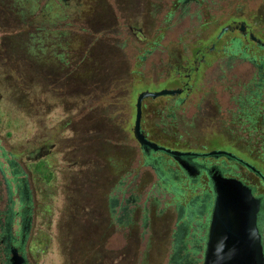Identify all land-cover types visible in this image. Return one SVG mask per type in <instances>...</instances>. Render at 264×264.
Listing matches in <instances>:
<instances>
[{"label":"rangeland","instance_id":"374dc122","mask_svg":"<svg viewBox=\"0 0 264 264\" xmlns=\"http://www.w3.org/2000/svg\"><path fill=\"white\" fill-rule=\"evenodd\" d=\"M36 1L0 0V46H2V51L6 57H9L14 65L18 63L19 57H24L32 65H37L40 69L42 68V74L60 75L62 74L63 66L61 67L60 64L56 63L57 57L54 56L51 48L58 42L55 39L56 31H62L64 27H60L58 24L54 28L40 29L42 28L41 22L36 20L39 10L34 11ZM172 1L169 0V6ZM42 4L43 1H40L37 3V6L41 7ZM59 7H52V3H49L44 8L45 12L48 13L46 17L50 15L51 20L57 18L60 21L61 17L67 16L70 21H74L77 30L83 32L84 29L92 34H97L102 30L109 31L113 29L116 25L115 18L116 20L119 19L116 27L122 29L125 25L126 27L138 29L142 33H147L151 28L156 29L162 26L160 22L163 16L166 15V12L171 11V9L167 11L164 8L160 12L156 10L153 12L150 0H69L67 5ZM261 8H264V0H232L227 5L225 12L238 10L236 14L242 18L239 21L246 22L251 13L253 14ZM207 13L214 17L221 13V8L215 7ZM152 15L156 16V20L152 18ZM28 16L32 17V24L36 25L33 28H39V30L30 29L28 26V29L19 32L21 28L20 21ZM58 16L60 17L58 18ZM177 17L178 12L175 13L174 11L169 23L173 25ZM184 27L185 24L181 23L174 25L171 29L178 32ZM17 30L19 33H17ZM79 31L74 30L68 33L69 35L65 32L59 34L62 39H66L63 46V55L69 60L72 59L71 56L76 57L82 52V49H85L89 45L86 34ZM214 31L213 25L210 32ZM67 32H69V29ZM173 34L166 36L163 40L164 45H166V58L158 66H150L151 59L146 58L139 69L142 78L137 79L133 77L130 81L129 79L127 80L125 88L127 95L122 102L124 105L128 103L129 106H134L136 96L140 92L169 90V87L173 85L170 78L173 76L175 70L172 68L170 60L167 61V55H170L172 50L177 55L176 52L180 53L181 50L180 46L174 47L172 44H167L170 41L174 43L172 42L174 40ZM235 36L242 43L244 42V38L238 36L235 32L224 33L221 39L228 40ZM188 39H191V36H188ZM109 50L108 57L109 60H112L115 72L124 71L126 67V64H124L126 62L123 55L124 50L123 53L116 51L115 54H113L111 49ZM90 53L91 49L86 48L85 53L81 54L80 60L86 59L85 57ZM79 56H77L78 59ZM6 57H3L0 53V164L1 168L5 170L6 160H12L16 163L19 172L16 177V184L20 188L21 186L25 187L26 192L30 193V195L26 194L23 197L21 188L17 194L15 193L14 198L16 201L21 200L25 207L31 206L32 208L30 233L24 237L26 250L29 256H31L29 258L31 263L83 264L80 262L82 259L85 262H92V264H129V258L120 257L114 253V248H116L120 240L118 233H111L110 239L106 241L105 246H101V248L97 247L96 251H91L89 249L91 248V244L88 240H83L82 234L79 235L84 218L91 214V209L84 203L86 188L83 186L82 177L84 173H87L91 179V172L93 170L86 164L84 165L86 168L83 165L80 167L74 163L73 165H69V130L60 131L58 128L63 123H67V129H69V98L64 96L66 98L50 99L40 90L34 95L36 99H26L23 92L17 89L14 83L15 80L11 76L8 78L9 72L5 73L2 71V68L8 64ZM93 61L96 63L99 61V58L95 56ZM174 61L178 62L177 59ZM87 64H90V62H87ZM159 69L161 70L160 72H158ZM252 73L253 70L247 63L237 59H231L227 62L216 61L210 64L206 68L205 75L201 81L199 93L194 94L195 98L192 104L184 106L181 111L186 119H190L193 114L211 109L215 111L223 125L215 126L214 124H208L198 127L195 124H188L189 121L185 119L186 125L182 123L184 120L179 122L180 126L178 127L180 130L176 128L177 132L183 138H187L185 136H188L190 139L192 138L195 145L204 143L205 148H210L214 135L226 132L231 127L228 121L232 115L231 108L236 99L233 96L237 94V91H231L232 88L230 90L226 88L224 81L232 78L237 82L239 80L240 82H247L250 80ZM76 75L82 80L91 78L90 73L85 74L82 71ZM163 75L166 76V80L159 81L158 79L164 78ZM222 83L224 84L222 85ZM165 100H167L165 97H158L151 102L152 115L150 114L149 116L147 110L144 112L141 118V129L144 133L150 134L146 119L152 118V121L156 123L158 117L155 114L161 109ZM166 103H169L168 100ZM99 107L93 111H97ZM130 109L131 111L127 112L128 120L126 119L127 115L121 118V121L126 120L127 130L129 129L126 135L128 141L119 150L111 151L109 148L107 149L110 152L107 158H112L114 161H105L104 148L91 145L90 143L93 141L88 138L89 134L86 135V133L82 132L86 131L87 127L86 124L80 123L86 117L84 109L75 113L70 125L72 131L75 128L76 135L80 134V155L83 156V159L89 154L97 157V160L88 157L87 160L85 159L86 163L94 164V167L96 165L100 166V168L97 166L95 169L99 168V171L102 172L105 186L107 183L111 184L110 189L105 188L110 193L115 191L116 183L120 179L119 175L115 172L121 166V163L124 162L125 157L121 153L122 149H133V161L140 160L137 143L133 139L131 132L135 111H132L131 107ZM166 120L169 122L168 119ZM172 122L175 124L174 120ZM259 124L264 125L263 123ZM174 127L176 126L174 125ZM230 137L235 138L232 135ZM243 145L246 146L244 141ZM2 154L5 155L6 160L2 157ZM11 155H14L15 158L13 159ZM38 161L42 162L43 169L48 172L47 179H43L40 174L34 172L33 164ZM167 175L165 177H168ZM3 176L8 181L10 192L12 193L15 185L12 182L13 180H11L12 175L4 171ZM95 189L98 190L99 188ZM65 193L67 194L65 197H69V200L61 207V199L64 198ZM40 203L44 204V207H41L42 209L40 208V211H37L36 207ZM11 208L13 211H18L16 204L12 205ZM60 211L62 212L63 226L61 224L59 229H57V236L53 238V241H49V235L46 236L48 240L40 239V243H38L37 239L34 240L36 224L41 223L43 229L53 227ZM66 217L69 219V223L64 221ZM20 218H23L22 214L18 216V219ZM13 229L15 228L13 227ZM31 237L33 240L30 241ZM43 246H46L45 250ZM122 254L125 256L127 253ZM69 255L72 258H70L72 263H69ZM102 259L103 261H101ZM156 264L158 263L156 262Z\"/></svg>","mask_w":264,"mask_h":264},{"label":"trees","instance_id":"16d2710c","mask_svg":"<svg viewBox=\"0 0 264 264\" xmlns=\"http://www.w3.org/2000/svg\"><path fill=\"white\" fill-rule=\"evenodd\" d=\"M40 1H43V4L41 7H38L37 3ZM231 1L232 0H173L170 3L171 12H166V15L163 16L160 22V25L164 27L160 26L156 29L151 28L147 33H142L138 29L126 27L125 25L122 29L116 27L119 23V19L116 20L115 18L116 25L113 29L109 31L102 30L97 34H92L84 29L83 32L77 30L74 21H70L67 16L61 17L60 21H58L57 18L51 20L52 18H50V15L46 17L48 13L45 12L44 8L49 3H52V7L60 8L59 6L67 5L69 0H37L34 11L39 10V13L36 15V20L41 22L42 28L40 29L54 28L58 24L60 27H64V30L56 31L55 39L58 40V42L51 48L54 52V56L57 57L56 63L60 64L61 67L63 66L62 74H42V68L40 69L37 65H32V63L24 57H19L18 63L14 65L11 59L6 57L2 51V46H0V53L3 57H6L8 62V64H5L6 66L2 68V71L5 73L9 72L8 78L11 76L15 80V82L14 80L12 81L17 86V89L23 92L26 99H36L34 95L40 90L50 99L69 98V129H67V123H63L58 127L60 131L69 130V165H73L74 163L77 166L81 167V165H83L84 167L86 164L95 171L94 164H87L85 158L83 159V156L80 155V134L76 135L75 128L72 131L70 126L73 116H75V113L80 112L79 110H85L87 118L85 117L82 121L80 120V123L86 124L87 127L86 131L82 132L86 133V135L89 134L88 138L93 141L90 143L91 145L104 148L105 152L103 154L106 157L105 161L110 162L112 158H107L108 154H110L107 149L109 148L111 151L119 150L128 141L126 135L129 129L127 130L128 126L126 120L124 119L121 121V118H124L127 112L131 111L130 107L132 111H134L133 105L129 106L128 103H126V105L122 103L127 95L125 91L127 80L129 79L130 81L133 77L137 79L142 78L139 69L142 67L146 58L151 59L150 66H158L163 59L166 58L167 54L165 52L166 45H164L163 40L166 36L175 33L173 34L174 40L172 41L174 43L170 41L167 44H172L174 47L180 46L181 50L180 53L176 52L177 55H175L171 48L172 53L167 55V61L170 60L172 68L175 70L173 76L187 72L189 79L187 80L186 95L185 98H178L177 95L162 97H165L168 102L176 100L177 108L189 106V104H192L194 101L195 95L199 93L201 81L205 75L206 68L210 64L216 61L227 62L231 59H237L247 63L253 70L250 80L247 82H240L239 80L237 82L235 79L230 78L224 81L226 88L229 90L232 88L231 91H237V94L233 96L234 98L236 97V99L231 108V117L234 124L228 128L226 132L224 131L225 134L222 132L219 133L221 135H214L211 141L212 146L208 148V151H214L220 147L222 136L229 134L244 141L246 149L249 148L257 158L264 161V125L259 124H264V118L262 119V117H264V47L255 45L249 41L248 38H244V42L242 43L236 36L228 40H222L221 37L219 40L215 39L218 33L217 31L225 27L226 24L242 19L236 14L238 10L225 12L227 5ZM215 7L221 8V13L212 17L207 12ZM174 11L175 13L178 12V17L172 25L169 22ZM59 17L60 16H58V18ZM31 18L32 17L28 16L20 21L21 28L19 32L28 29V26L30 29L36 27V25L32 24ZM181 23L185 24V27L180 31L175 32L173 31L174 29H171L174 25ZM213 25L215 31L210 32ZM245 25L249 33L264 45V8L259 9L253 14L251 13ZM34 29L39 30V28H33V30ZM66 29H69V32H67ZM74 30L86 34V38L89 41V45L86 46L85 49L90 48L91 53L87 55L85 57L86 59L83 61L80 59L81 54L85 53V49H82V52L79 54L80 56L77 55L79 59L77 56H71L72 59L69 60L63 55V46L66 39H62L59 34L65 32L69 35L68 33ZM19 32L17 30V33ZM188 36H191V39L187 40ZM211 44H213V46H211ZM209 47H211L212 51L209 55H205L204 52ZM109 49H111L113 54H115L116 51L123 53L124 50L123 55L126 59L124 71L115 72L112 60H109L108 57L110 53ZM95 56L99 58V61L96 63L93 61ZM175 59H177L178 62L174 61ZM87 62H90V64H87ZM81 71L85 74L90 73L91 78H85L84 80L80 79L76 74ZM160 71L159 69L158 72ZM165 77L166 76L158 80L164 81L166 80ZM224 83H222V85ZM156 99L151 100L146 98L142 101V105L140 106L142 114L146 112L148 107L152 106L151 102ZM167 100L164 101L161 109L156 112L155 115L158 117L157 122H152V125H150L151 130H148L150 134L145 133L149 140L151 139L154 141L153 143H155V141L159 142V140L154 137V133L163 131L168 132L167 128L169 126L170 128L174 127L172 122L175 118L173 111L174 107H172L170 103H166ZM97 107H99V109L93 111ZM126 119L128 120V115ZM166 119H168L170 123ZM86 135L85 137H87ZM185 137H187L185 139L193 141L192 138L190 139L188 136ZM179 138L182 139L183 137L179 135ZM159 143L160 146H162V141ZM164 146L170 150L178 151L189 150L192 144L184 143L180 140L179 142H172ZM11 156L13 159L15 158L14 155ZM87 156L93 158L92 154ZM2 157L6 160L5 155L2 154ZM5 164V170L1 168L0 164V190L5 183H3L2 179L4 171L12 175L11 180L15 183L14 187H19V185L16 184V177L19 173L18 165L12 160H6ZM43 168L41 161L33 164L34 172L40 174L43 179H47L48 172ZM7 185H9V183ZM110 186L111 184L107 183L105 188L110 189ZM1 200L2 196L0 197V201ZM12 205L14 204L10 202L9 210L5 214L9 215V220L16 219L21 215L20 211L12 210ZM0 208H2L1 204ZM0 214H3L1 210Z\"/></svg>","mask_w":264,"mask_h":264},{"label":"flooded vegetation","instance_id":"af4514ba","mask_svg":"<svg viewBox=\"0 0 264 264\" xmlns=\"http://www.w3.org/2000/svg\"><path fill=\"white\" fill-rule=\"evenodd\" d=\"M150 3L153 12L154 10L160 12L164 8L167 11L170 10L169 0H150ZM152 18L156 20L155 15H152ZM241 22L243 21L226 24L225 26H230V30L227 32H235L238 36L247 38L249 30L245 22H243L245 36L238 31V24ZM211 51V47H209L204 53L209 55ZM188 79L187 72L174 75L170 78L173 85L169 89L181 90L177 96L185 98ZM169 103L174 107L175 124L173 126L176 127L170 128L169 126L168 132L154 133V137L159 142L162 141V146L158 141H155L156 145L168 149L164 145L181 140L184 143L192 144V146L189 147V150H178L177 152L196 155L174 158L162 152L144 150L137 144L140 160L133 161V149H122L121 153L125 158L121 166L116 169L115 173L119 175L120 179L112 193L105 189V180L102 172L99 171V165L95 166H99L96 171L91 172V179L89 174L84 173L82 177L83 186L86 188L84 203L91 209V214L84 218L79 235L82 234L83 240H88L91 244V248H89L91 251H96L97 247L105 246L111 233H118L120 240L114 248V253L120 257L129 258V264H156V262L158 264H202L206 249L209 216L214 200L210 176L217 174L223 179L238 181L248 188L251 196L258 201L255 229L261 249L262 264H264V182L262 181L264 161L257 158L249 148L246 149L241 139L230 137L229 134L222 136L221 146L214 151H223L233 157L203 156L209 152L204 143L195 145L194 141L179 138L180 134L177 132L180 130L179 122L184 120L182 123L185 125L187 123L186 117L181 111L184 106L177 108L176 100ZM208 110L193 114L190 119H186L189 121L188 124H195L198 127L208 124L220 126L222 122L215 111ZM141 111L140 108V131L147 141L153 143L154 141L149 140L141 129L143 116ZM147 111L149 116L152 115L151 107H148ZM146 121L148 130H151L152 118H148ZM228 123L231 126L234 124L232 117ZM88 157L90 156H86L85 159L87 160ZM93 158L97 160L96 156ZM244 163L253 167L259 174L249 170ZM84 167L86 168V166ZM166 174L168 177H165ZM2 177L3 183H7H4L0 190V197L2 196L0 210L3 212L0 214V264H10L12 249H15L17 255L23 259L22 264H32L24 241V237L30 233L32 208L31 206L25 207L21 200L16 201L14 198L15 193L17 194L21 188L23 197L30 193L26 192L23 186L21 188L14 187L11 193L10 187L7 185L8 181L4 176ZM66 195L65 193L64 198L61 197L63 198L61 207L69 200V197H65ZM10 202L16 204L23 218L9 220V215L5 214L9 210ZM41 207L43 208L44 204H38L37 211H40ZM61 211L54 226H51L52 229L49 227L43 229L41 223L36 224L34 240L37 239L40 243L41 240H46V236L49 235V241H53V238L57 236V229L61 224L63 226ZM64 221L69 223L67 217ZM33 239L31 237L30 241ZM43 248L45 250L46 246ZM122 253L127 254L123 256ZM70 258L69 255V263H72V258ZM80 262L92 264V262H85L82 259Z\"/></svg>","mask_w":264,"mask_h":264},{"label":"water","instance_id":"95a60500","mask_svg":"<svg viewBox=\"0 0 264 264\" xmlns=\"http://www.w3.org/2000/svg\"><path fill=\"white\" fill-rule=\"evenodd\" d=\"M239 33L245 36V25L239 23ZM230 30V26L221 28L215 39L218 40L224 33ZM249 41L257 46L264 47L251 33L247 34ZM180 93L179 89H163L156 92H140L135 99L134 121L132 137L138 146L151 152H162L171 157L195 156L194 153H181L171 151L149 142L140 131V106L141 102L148 99H156L162 96H174ZM233 157L223 151H210L205 157L216 156ZM242 162V161H240ZM245 164V163H244ZM245 166L254 173L259 174L253 167ZM262 178V177H261ZM264 182V178H262ZM214 200L209 216L206 249L202 264H262L263 259L255 229V219L258 209V201L254 199L248 188L233 179H223L217 174L210 176ZM218 244V246H217ZM227 245V246H226ZM233 248V256L227 257V250ZM220 251V252H219ZM10 264H22L23 259L17 255L16 250L10 251Z\"/></svg>","mask_w":264,"mask_h":264},{"label":"bare ground","instance_id":"6f19581e","mask_svg":"<svg viewBox=\"0 0 264 264\" xmlns=\"http://www.w3.org/2000/svg\"><path fill=\"white\" fill-rule=\"evenodd\" d=\"M226 246H227V245H226ZM231 249H233V248L231 247L230 249H228V250H227V252H228L227 254H228V255H224V256H227V257H230V256H231V257H232V256H233V253H232L233 250H231Z\"/></svg>","mask_w":264,"mask_h":264}]
</instances>
